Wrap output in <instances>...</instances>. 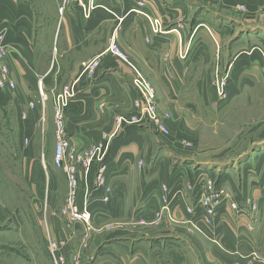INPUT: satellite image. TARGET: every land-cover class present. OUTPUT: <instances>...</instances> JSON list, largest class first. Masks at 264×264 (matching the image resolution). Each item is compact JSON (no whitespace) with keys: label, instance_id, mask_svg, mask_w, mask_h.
Returning <instances> with one entry per match:
<instances>
[{"label":"crops","instance_id":"1","mask_svg":"<svg viewBox=\"0 0 264 264\" xmlns=\"http://www.w3.org/2000/svg\"><path fill=\"white\" fill-rule=\"evenodd\" d=\"M199 1L209 8L205 14L198 12ZM263 7L264 0H0V33L15 84L12 90H0V107L12 110L19 139L27 142L23 156L37 163L35 172L43 169L38 163L50 169L54 155L44 136L43 153L35 159L32 142L40 117L42 126L51 128L61 110L73 156L82 159L71 161L77 170L76 202L90 211L94 227L99 225L84 241L77 236L80 230H65L58 218L42 219L45 243L48 238L64 243L57 252L63 264H264V152H257L263 143L253 146L255 155L234 173L172 166L171 154H166L184 137L177 132L184 122L174 118L182 100L201 96L206 115L213 117L229 104L218 107L210 100L215 70L224 68L228 77L227 100L260 97L254 91L261 79L255 49L264 37ZM152 20L160 24L159 32L153 31ZM201 23L212 38L197 28ZM110 43L126 55L124 60L110 53ZM93 61L96 66L84 70L82 65ZM204 64L205 73L196 77ZM137 71L153 85L156 99L172 102L167 126L173 140L163 141L154 162L150 157L158 141L149 139L145 126L115 124L116 117L134 111L139 95L131 82ZM244 85L252 88L246 91ZM194 137L192 149L199 148ZM204 175L226 186L243 208L240 217L229 211L218 215L213 234L205 239L188 231L192 221L182 198L183 185ZM133 179V187L123 186ZM49 181V199L40 210L58 206L56 173L51 172ZM160 185L171 189L175 223L160 213ZM66 193L65 182L59 208ZM245 201L258 207L251 231L245 229ZM108 226L114 230L99 235Z\"/></svg>","mask_w":264,"mask_h":264},{"label":"rangeland","instance_id":"2","mask_svg":"<svg viewBox=\"0 0 264 264\" xmlns=\"http://www.w3.org/2000/svg\"><path fill=\"white\" fill-rule=\"evenodd\" d=\"M197 7L198 12H201V14H205V10L209 9L208 6L201 1L198 2ZM87 9L88 8H86L85 11H87ZM197 28L203 29L208 35L210 34V30L205 23H201ZM209 37L212 38L211 35H209ZM219 47H221V44ZM255 50L259 58L258 60L260 61V63H258L260 64V88L259 90L256 88L254 89L255 93L260 94V97L257 98L258 100L256 97H251V94H249V99H241L240 97L237 101L227 100L225 97L228 88V80L226 81L224 89L215 81L217 76L219 78H221L220 76L223 78L226 76L225 70L224 68L215 70L213 73V83L211 85L214 93L213 97L215 98L212 100L213 97L211 94L210 100L218 105V107L228 102L229 104L226 105L220 115L213 117L206 115L204 109L205 100L201 96L199 99L197 98V100L185 99L181 101V110L178 111V116L175 115L174 118L177 119V121L184 122L185 126L183 125L182 130L180 128L177 129V132H183L184 137L179 138V140H181L179 141V147L173 150L168 149L170 152L167 151L166 153L167 155L171 154L172 166H176L177 163H182V166L189 167L190 169L215 168L216 173L217 171H221L222 173H234L237 168L239 169L243 161L247 160L250 155L252 157L255 155V148L257 147L253 146L257 143H263V146L261 145V147L257 149L259 150L257 152H264V37L262 44ZM205 67L206 65L204 64L202 68L197 69L196 77L205 73ZM137 76L142 78L148 89L153 92L152 102L158 113L162 116H168L165 121V127L168 131L167 135L159 134L151 126L143 125L149 130V139L158 141L150 157V162H154L155 156H157L160 151L158 149L165 146L163 141L171 138L167 123L172 119L169 112V109L172 108V102L169 103L168 101L156 99V92L153 85H151L146 77L138 71L134 74V78L131 82L133 88L139 95V98L136 99L135 102L140 100L139 91L135 87ZM249 88L252 87L250 85H244L243 87L246 91ZM135 102L133 104L134 111L130 113V115L135 114ZM159 104L162 107L164 106V108H160ZM169 105L171 108L168 107ZM184 105L188 106L184 107ZM30 107H32V105H30ZM24 119L25 116L21 120ZM42 124V117H40V122L39 125H37L32 142V148L36 153L35 159L40 158L43 153L42 140L44 136V138L50 141L47 150L54 151L55 149L54 121L53 127L51 126V128L50 126H47V128L43 127ZM158 135H161L164 139L161 140ZM193 135H195L194 139L199 145V148L192 149L191 137ZM172 137H174V134ZM26 144V140L19 139L12 110L0 107V264H54L48 245L50 243L63 242H58V240L56 242L54 239L48 238L46 244L45 238L47 233L45 232V225L41 221L43 218L46 222L50 218H58L61 220L64 229L68 230L67 223L61 212L62 207L59 208L58 204L61 198V190L64 183L66 182L67 184V181H65L66 178L64 179V172L54 168V164L50 165V169H44V165L38 163L37 166H42L43 169L41 167L40 169L36 168L35 172V165L37 163H29L23 156ZM173 158L177 159L174 160ZM150 165L151 163L148 164V167H150ZM139 166H141V163H139ZM203 171L204 173L210 172L209 170ZM51 172H54V174L56 173V182L53 186L57 190L55 203L58 206L54 207V210L44 208L42 211L40 209L45 206L49 199V189L52 186L49 181ZM61 172H63L64 176ZM219 175L221 174H218V176ZM236 176L237 175H234V178ZM98 181H100V179ZM134 181L135 179L131 180L128 185L124 184L123 186L133 187ZM103 184L104 179L100 181V185ZM163 187H167L169 192H171L168 186L160 185L159 199L161 205L159 210L160 213H162L163 219L175 223L174 221L178 220L176 217L172 216L171 213L162 212V207L164 205L162 201ZM224 188H226V186ZM226 191L232 194L227 188ZM170 209L172 208L170 207ZM189 220L192 221V219ZM183 223H185V221ZM150 225L157 227V224ZM187 225V229L192 235L205 239L204 234L196 230L190 224L187 223ZM98 226L94 227V225H92L91 232L88 234L82 232L81 235L78 234L77 236L87 241L90 233H92L94 229L98 230ZM123 228L124 227L115 229L122 230ZM112 230L114 229H111L110 226L104 227L100 230L101 232L99 235H105L106 232H111ZM186 262H190V264L199 263L194 260Z\"/></svg>","mask_w":264,"mask_h":264},{"label":"built area","instance_id":"3","mask_svg":"<svg viewBox=\"0 0 264 264\" xmlns=\"http://www.w3.org/2000/svg\"><path fill=\"white\" fill-rule=\"evenodd\" d=\"M80 3V2H79ZM151 27L154 32H159L160 24L156 20L150 21ZM178 35V33H177ZM110 53L122 60L125 59V55L119 50V48L111 43ZM9 52L8 47L5 44V38L3 33H0V90H12L15 87L13 80L10 77V68L7 64ZM84 70L92 69L96 66L93 61L89 64H83ZM216 77L215 81L220 84L224 89L226 86L227 75ZM135 87L139 91L140 100L135 102V114L127 117L119 116L115 119L116 128H122L123 126H136V125H148L155 129L159 134L167 135L168 131L165 127V121L168 118L167 115L162 116L155 108L153 100V92L148 89L145 81L139 76L136 77ZM39 95L43 101V92L39 87ZM55 149L53 155V164L56 169L62 170L65 174V178L68 185V191L65 195V199L62 206V215L67 223V228L70 231L80 230L84 234H88L92 230V215L87 208L80 209L76 202V189H77V170L71 161L81 162L77 156L74 155L73 149L70 148L69 141L66 137L65 122L62 116L61 110L57 109L55 113ZM93 152L88 156L92 157ZM99 180V179H98ZM101 181V180H100ZM100 181L99 184H100ZM183 191L186 196L182 195L185 201L184 210L188 217L192 219L190 225L196 230L204 234L206 237L212 235L214 221L218 215H221L224 211H229L235 217H240L243 214V208L240 203L232 197L223 186L215 182V180L208 176H200L196 178V181L188 182L183 185ZM170 196L167 187H163V207L162 212L168 214L172 213L170 209ZM244 207L248 211L249 221L245 224V229L251 231L253 225L256 223L257 204L251 201H245ZM64 243H50L48 245L49 251L54 264H63V258L58 256L57 252L62 249ZM77 263V260L75 262Z\"/></svg>","mask_w":264,"mask_h":264}]
</instances>
